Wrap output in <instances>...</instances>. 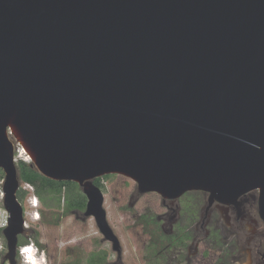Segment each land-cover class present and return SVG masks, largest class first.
<instances>
[{
  "label": "water",
  "instance_id": "1",
  "mask_svg": "<svg viewBox=\"0 0 264 264\" xmlns=\"http://www.w3.org/2000/svg\"><path fill=\"white\" fill-rule=\"evenodd\" d=\"M15 143L78 183L120 254L96 176L228 203L258 191L264 222V0H0V169L17 264Z\"/></svg>",
  "mask_w": 264,
  "mask_h": 264
},
{
  "label": "flooded vegetation",
  "instance_id": "2",
  "mask_svg": "<svg viewBox=\"0 0 264 264\" xmlns=\"http://www.w3.org/2000/svg\"><path fill=\"white\" fill-rule=\"evenodd\" d=\"M109 174L117 173L96 176L92 179L93 184H98L101 190V181ZM76 184L84 207L70 210L83 214L87 197ZM148 193L159 195L162 211L152 213L144 209L137 217L142 227L149 224L156 230L155 237L148 241L146 247L151 258L147 264H264V222L259 214L257 190L244 192L228 203L216 200L209 203L208 193L202 190H190L175 198H165L154 191L140 192L135 183L130 193V206ZM190 193L193 195H188ZM102 240L110 243L113 250L112 243L103 235ZM200 244L214 250L210 254L211 259L205 261L206 253L198 254ZM119 247V255L113 251L120 262V242ZM106 258L105 250L91 252L86 264H106Z\"/></svg>",
  "mask_w": 264,
  "mask_h": 264
},
{
  "label": "rangeland",
  "instance_id": "3",
  "mask_svg": "<svg viewBox=\"0 0 264 264\" xmlns=\"http://www.w3.org/2000/svg\"><path fill=\"white\" fill-rule=\"evenodd\" d=\"M19 160L17 159L15 163L17 164ZM23 183L19 179V187ZM101 183L106 219L118 237L122 249L120 262L117 261L116 253L111 249L110 243L102 240L94 218L85 217L82 212L65 210L62 196L60 206L47 198L44 200L38 198V218H30L26 213L29 209L25 201L30 194L28 189L23 190L24 196L23 199L20 198V203L23 208V217L29 228L18 236V242L23 238V241L31 240L35 243L39 253H43L44 264H86L87 256L91 252L101 250L107 252L106 264L149 263L151 258L146 247L148 241L155 237L156 230L149 224L142 227L137 217L144 209L152 213L162 211L159 195L145 194L131 207L130 193L134 190V181L121 174H109ZM33 193H35L34 190ZM0 244V264H2L7 251L5 239H0ZM192 252L193 249L190 253ZM213 252L212 249L198 245V254L206 253L205 261L212 258L210 254ZM16 258L17 264H25L18 254Z\"/></svg>",
  "mask_w": 264,
  "mask_h": 264
},
{
  "label": "trees",
  "instance_id": "4",
  "mask_svg": "<svg viewBox=\"0 0 264 264\" xmlns=\"http://www.w3.org/2000/svg\"><path fill=\"white\" fill-rule=\"evenodd\" d=\"M16 169L18 177L21 182L29 183L34 187L35 195L39 199L47 198L49 201L54 202L55 205L60 206V198L63 199V208L65 210H70L74 207L83 209L84 200L81 193L78 190V186L73 181L65 180H54L41 175L34 167L25 161L19 160L16 164ZM1 171V170H0ZM3 172H0V179L3 178ZM98 185V184H96ZM23 190L18 189L16 192V197L19 202L20 198L23 199ZM50 207H52L50 205ZM0 239L4 240L2 232L0 231ZM26 242L23 238L18 245ZM5 244V243H4Z\"/></svg>",
  "mask_w": 264,
  "mask_h": 264
},
{
  "label": "built area",
  "instance_id": "5",
  "mask_svg": "<svg viewBox=\"0 0 264 264\" xmlns=\"http://www.w3.org/2000/svg\"><path fill=\"white\" fill-rule=\"evenodd\" d=\"M20 147L21 146L19 144L15 143V151H14L15 162L17 161V159H20L22 161L30 163V160L27 161V160L21 158L20 156H18L19 155L18 149ZM2 184H3V178L0 179V231L1 232H2V229L5 228L8 224V212L3 206L4 193H3ZM20 188H21V190H27V189L30 190L29 196L26 197V199H25L26 205L28 206V209H29V211L26 213L29 214L30 218L37 219L38 218L37 209H38L39 201H38V197L35 195V193H33L34 187L29 183H23L21 185V187H19L18 189H20ZM23 228H24V231L29 228V225H28L27 221L24 219V217H23ZM38 250L39 249H38L37 245L35 243H33L31 240H28V241L22 243L21 245H18L17 254L19 257H21V260L25 263V261L28 259L29 253L31 252V254L35 260H39L44 264L43 253L42 254L37 253L36 251H38ZM6 264H8V263L6 262Z\"/></svg>",
  "mask_w": 264,
  "mask_h": 264
},
{
  "label": "bare ground",
  "instance_id": "6",
  "mask_svg": "<svg viewBox=\"0 0 264 264\" xmlns=\"http://www.w3.org/2000/svg\"><path fill=\"white\" fill-rule=\"evenodd\" d=\"M18 151H19V155L18 156H20L21 158H23V159H25V160H27V161H31V158H30V156L27 154V152L25 151V149L24 148H22V147H20L19 149H18ZM29 259H31V260H35L34 258H33V256H32V254H31V252L29 253V256H28V259L27 260H29ZM43 264V263H42Z\"/></svg>",
  "mask_w": 264,
  "mask_h": 264
},
{
  "label": "clouds",
  "instance_id": "7",
  "mask_svg": "<svg viewBox=\"0 0 264 264\" xmlns=\"http://www.w3.org/2000/svg\"><path fill=\"white\" fill-rule=\"evenodd\" d=\"M36 252L39 253V251H36ZM25 264H42V262L39 261V260H31V259H29V260L25 261Z\"/></svg>",
  "mask_w": 264,
  "mask_h": 264
}]
</instances>
